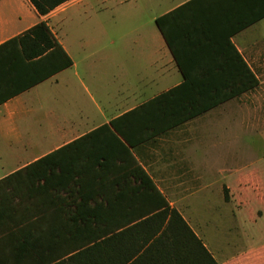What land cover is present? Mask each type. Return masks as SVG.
I'll return each mask as SVG.
<instances>
[{
  "label": "crops",
  "instance_id": "obj_1",
  "mask_svg": "<svg viewBox=\"0 0 264 264\" xmlns=\"http://www.w3.org/2000/svg\"><path fill=\"white\" fill-rule=\"evenodd\" d=\"M190 1L69 0L41 16L30 0H0V46L45 23L72 61L0 105V254L34 253L32 243L23 248L34 219H91L77 209L88 205L93 264H264V242L220 260L214 239L217 222L241 220L247 205L264 211L246 145L264 102V19L230 38L256 88L141 143L115 133L129 152L98 132L184 83L156 22ZM199 55L191 61H207ZM140 117L125 122L134 140L149 132ZM171 120L161 114L154 125ZM61 149L53 164L62 162L64 177L46 194L44 181H6ZM255 215L257 223L264 212Z\"/></svg>",
  "mask_w": 264,
  "mask_h": 264
},
{
  "label": "trees",
  "instance_id": "obj_2",
  "mask_svg": "<svg viewBox=\"0 0 264 264\" xmlns=\"http://www.w3.org/2000/svg\"><path fill=\"white\" fill-rule=\"evenodd\" d=\"M30 1L41 16H46L69 0ZM262 19L264 0H192L159 18L157 26L178 63L184 83L114 121L111 124L113 130L105 126L98 132L109 133L123 150L129 152L121 139L128 145L144 142L256 88L259 81L230 38ZM201 53L207 61H191L193 54L200 56ZM71 66L72 61L54 39L48 26L40 23L22 37L0 46V105ZM197 71L204 75H193ZM161 114L172 120L158 129L154 121ZM135 116H141L139 122L149 129L148 133L136 140L132 138V130L125 126V122ZM62 150L6 181L25 180L34 182V185L44 181L39 192L46 194L52 190V182H61L64 177L62 162L53 164V159ZM133 175L142 185L148 183L153 187L142 169L136 167ZM77 209L92 218L53 222L34 219V239H23V248L32 243L34 253L19 251L0 254V264H93L94 208L79 205ZM63 230L70 232L71 236H64ZM85 232L89 234L84 235Z\"/></svg>",
  "mask_w": 264,
  "mask_h": 264
},
{
  "label": "rangeland",
  "instance_id": "obj_3",
  "mask_svg": "<svg viewBox=\"0 0 264 264\" xmlns=\"http://www.w3.org/2000/svg\"><path fill=\"white\" fill-rule=\"evenodd\" d=\"M263 26L261 28L264 30ZM261 94L264 99V92ZM252 115L253 118L256 115L258 117L255 122L248 123L247 126V175H253L256 178V184L259 185L256 193L261 194L264 198V102L263 107L257 110V114L253 113ZM260 184H262V188H260ZM249 191L248 189V197ZM251 191L255 192L253 189ZM261 206L253 203L247 205V215H243L239 221L225 218L224 221L217 222L214 239L220 260L231 257L242 249H249L264 242V216L257 220V216L261 217L264 212ZM251 213L256 214L257 223L251 220Z\"/></svg>",
  "mask_w": 264,
  "mask_h": 264
}]
</instances>
